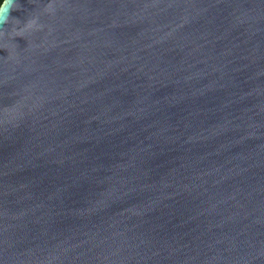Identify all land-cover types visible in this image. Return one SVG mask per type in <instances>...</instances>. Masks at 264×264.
<instances>
[{
    "label": "water",
    "instance_id": "1",
    "mask_svg": "<svg viewBox=\"0 0 264 264\" xmlns=\"http://www.w3.org/2000/svg\"><path fill=\"white\" fill-rule=\"evenodd\" d=\"M19 3L0 264H264V0Z\"/></svg>",
    "mask_w": 264,
    "mask_h": 264
},
{
    "label": "clouds",
    "instance_id": "2",
    "mask_svg": "<svg viewBox=\"0 0 264 264\" xmlns=\"http://www.w3.org/2000/svg\"><path fill=\"white\" fill-rule=\"evenodd\" d=\"M20 7L19 0H0V36L8 34L10 31H16L18 33L25 31L27 25L24 28H18L12 25V21L18 19L12 17L11 12L20 9ZM6 26H11L10 31Z\"/></svg>",
    "mask_w": 264,
    "mask_h": 264
}]
</instances>
